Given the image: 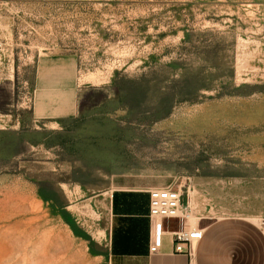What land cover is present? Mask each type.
<instances>
[{
    "label": "rangeland",
    "instance_id": "obj_1",
    "mask_svg": "<svg viewBox=\"0 0 264 264\" xmlns=\"http://www.w3.org/2000/svg\"><path fill=\"white\" fill-rule=\"evenodd\" d=\"M42 67L72 80L67 120L34 118ZM119 175L264 197V0H0V264H124Z\"/></svg>",
    "mask_w": 264,
    "mask_h": 264
},
{
    "label": "crops",
    "instance_id": "obj_2",
    "mask_svg": "<svg viewBox=\"0 0 264 264\" xmlns=\"http://www.w3.org/2000/svg\"><path fill=\"white\" fill-rule=\"evenodd\" d=\"M61 73L59 71V78L51 79L47 78L46 67L39 69V94L33 107L35 120H67L71 115L75 102L73 84L66 70L63 78ZM115 179L116 189L109 204L112 222L109 238L111 250L119 258L117 262L264 264V197L258 196L250 202V207L242 209L236 200L226 196L229 188L222 185L221 177L192 175L188 177L190 184L186 200L182 198V202L191 210L186 227L202 230L201 240L191 244L189 254H176L171 235L166 234L159 250L151 253L149 191L152 186H133V180L126 175ZM163 225L171 232L179 229L180 221L169 220Z\"/></svg>",
    "mask_w": 264,
    "mask_h": 264
},
{
    "label": "built area",
    "instance_id": "obj_3",
    "mask_svg": "<svg viewBox=\"0 0 264 264\" xmlns=\"http://www.w3.org/2000/svg\"><path fill=\"white\" fill-rule=\"evenodd\" d=\"M191 210L182 202L180 190L172 188H154L149 191V219L152 225L149 250L157 252L162 244V238L170 234L173 249L176 254H189L192 243L201 240L202 230L198 228H187ZM179 220V229L167 232L163 222Z\"/></svg>",
    "mask_w": 264,
    "mask_h": 264
},
{
    "label": "bare ground",
    "instance_id": "obj_4",
    "mask_svg": "<svg viewBox=\"0 0 264 264\" xmlns=\"http://www.w3.org/2000/svg\"><path fill=\"white\" fill-rule=\"evenodd\" d=\"M20 213H22V211H19L18 212V214H20ZM30 213V211H27V212H23V215H22V217L24 216V218H23V221H21V222H17V223H15V221H14V223L17 225V224H19V225H25V226H28V225H31L32 223H34L35 222V218H32V217H34L35 215H33V214H31L30 213V215H28ZM21 215H19V216H21ZM9 219V218H8ZM13 218H11V220H12ZM14 220H15V218H14ZM22 220V219H21ZM8 224H9V221H8Z\"/></svg>",
    "mask_w": 264,
    "mask_h": 264
}]
</instances>
